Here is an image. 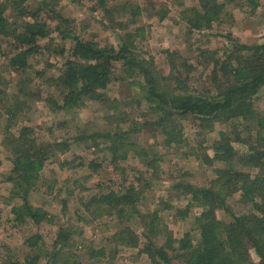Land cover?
I'll list each match as a JSON object with an SVG mask.
<instances>
[{"label":"trees","instance_id":"trees-1","mask_svg":"<svg viewBox=\"0 0 264 264\" xmlns=\"http://www.w3.org/2000/svg\"><path fill=\"white\" fill-rule=\"evenodd\" d=\"M26 1H0V36L7 40L8 45L5 52L0 43V55L10 52L8 65L24 78V72L30 65V56L39 54L42 50L65 53L64 48H55L56 44L51 36L52 29L48 19L57 21V34L63 40L70 39L72 46L70 54L64 58L62 70L52 78V89L46 90L45 100L51 109L71 112L80 109L88 100L108 102L104 90L111 81L115 62L121 61L127 76L142 77L143 81L138 82L137 86L155 116L150 122L151 136L160 135L161 143L168 147L186 144V155L194 156L214 172V177L207 185L179 179L171 187L176 192H171L170 195L187 199L182 218L191 206L201 208L200 213L194 216L191 226L197 231L196 241L190 232L192 229L184 232L180 238L172 237L171 232L165 230L163 241L156 243L154 237L160 231L159 211H139L142 190L133 183L118 189L108 188L85 198L80 196V207L77 206L79 208L74 211L76 219L89 223L94 218L107 214L113 216L119 225L105 240L110 251L106 252L104 246L97 251L102 257L110 255V261L105 264H113L111 261L117 246L138 247L141 237L145 239L141 249L147 253L151 264H264V112L256 111L254 106V100L264 86V42L245 44L227 33L225 38L230 48L224 50L222 56H215L214 59V55L202 50L199 53L202 59L200 64L204 65L203 62L208 61L211 56L214 60L208 74L209 86L201 89L189 81L193 66L184 59L179 62L176 51L167 54V72L159 68L152 56L137 54L135 32L127 28L139 15L146 12L139 4L95 0L109 21H115V13L125 12L126 20L116 22L121 32L116 34V43L113 44L100 43L77 33L75 26H69L70 20L55 9L59 0H40L35 7L25 5ZM195 1L192 6H183L178 13L188 34L210 29L214 22H220L224 18L228 6L248 4L252 10L258 6V0ZM150 6L151 16L155 15L159 20L168 13L167 8L156 7L154 2ZM8 9L14 11L15 18H8ZM114 25L112 24L113 27ZM45 39L47 41L42 43ZM26 80L28 78L19 80L21 83L18 84L16 93L9 88L13 98L5 106L8 118L3 145L11 157V169L6 180L12 184L10 199L17 200L12 203L11 200L4 199V203L10 206L13 221L39 225L51 220L52 217L43 208L30 201V193L36 187L45 163L57 158L58 152L64 153L78 140H92L88 146L98 147L96 139H104L106 146L100 150L110 155L114 163L117 159H126L131 150L135 156H140L139 159L145 166L151 168V176L159 178L158 153L138 146L133 140L132 134L139 128H130L132 134L126 130L90 131L86 135L80 134L54 142L39 140L35 128L27 124L19 126L16 133L11 132L9 126L15 124L14 119L18 115L19 92L27 97L34 94L30 98L32 100L38 96L33 88L27 87ZM10 84L8 83L9 87ZM0 91L4 93L3 90ZM53 92H57L61 101L56 99ZM183 120H192L206 132L212 130L216 122L230 123L236 120L237 123L232 124L230 130L219 131V138L209 147H194L182 133ZM233 142L244 144L246 150L239 152ZM208 149H211L212 154L208 153ZM92 163L91 161L90 165L93 169L99 166ZM141 178L140 173L137 179ZM148 185L149 182L145 181L142 189ZM97 187L101 188V185L97 184ZM235 194H238L239 202L246 207L239 213L229 205V199ZM61 202V209L65 212L68 199H62ZM163 207L172 206L164 203ZM219 211L228 219L224 220L219 216ZM146 217H149V228L137 232L133 225L138 224L134 221L144 220ZM82 234L81 227L78 226L59 228L54 238V251L44 253L38 244L42 239L40 232L31 233L25 239L30 251L22 261L14 260L9 264H50V257L64 252L66 248L72 247L73 250L74 245L80 244L76 237ZM251 250L258 258L256 261L251 257ZM41 254L47 258L43 263H39ZM63 254L68 262L72 258L70 264H81L78 255L71 257L66 252ZM57 257L53 259L56 260Z\"/></svg>","mask_w":264,"mask_h":264},{"label":"rangeland","instance_id":"rangeland-1","mask_svg":"<svg viewBox=\"0 0 264 264\" xmlns=\"http://www.w3.org/2000/svg\"><path fill=\"white\" fill-rule=\"evenodd\" d=\"M38 1L40 0H27L25 5L35 7ZM122 1L139 4L146 10L127 28L129 31L135 32L134 44L137 54L145 57L152 56L159 68L167 72V54L176 51L175 55L179 58V62L184 59L193 66L189 81L192 84H197L201 89L209 86L208 74L215 56H222L223 51L230 48L225 34L231 33L237 41L245 44L264 42V0H258V6L254 10L248 4L228 6V11L220 22H214L210 29L191 34L186 32L185 24L178 18V13L183 6L195 4V0H116V2ZM151 2H154L156 7L168 9V13L163 19L159 20L157 16H151L149 9ZM55 9L60 10L70 20L69 26H75L77 33L100 43L115 44L116 34L121 32L117 23L121 22V19L126 20L127 18L125 12L119 11L114 14L115 21H109L104 17L95 0H59ZM14 14V11L7 10L10 20L15 18ZM48 24L52 29L51 36L54 38L55 48H64L65 53L42 50L39 54L29 57L30 65L24 72V78H28L26 80L27 87L33 88L34 93H38V96L32 100L30 98L34 94L27 97L19 92L17 119H14L16 122L9 126V130L16 133L19 126L27 124L35 128L39 140L54 142L80 134L86 135L90 131L126 130L132 134L130 128L135 130L139 128L137 132H133V140L138 146L158 153L160 156L158 161L159 178L151 176V168L145 166L139 159L140 156H135L131 150L128 151L129 155L126 159H117L118 161L114 163L111 161L110 155L100 150L106 146L104 139H96L98 147L88 146L92 140H78L70 145L64 153L58 152L57 158L50 159L45 163L38 183L30 193V201L43 208L52 217H50L51 220L39 225L19 224L13 221L10 206L4 203V199L11 200L12 203L17 200L16 198V200L10 199L9 192L12 184L6 180L11 169V157L3 145L4 130L8 118L5 106L13 98L9 93V88L16 93L18 84L21 83L19 80L24 78H21L23 75L16 73L8 65L7 58L10 52L0 55V90L4 91V93L0 91V264H9L14 260L22 261L30 251L25 244V239L34 232H40L42 236L38 244L44 253L53 252L57 230L69 225L81 227L83 234L76 237L77 243L80 242V244L74 245L73 250H71L72 247L66 248L64 252L71 257L74 254L78 255L81 264H105L110 261V255L106 254L102 257L98 255L97 251L103 246L106 247V252L110 251L105 240L119 226L117 220L111 215L103 214L89 223H84L76 219L74 211L80 207V196L85 198L90 194L108 188L118 189L129 183H133L142 190V198L138 204L139 211L142 213H149L156 209L159 211L160 231L154 237L156 243L160 244L163 241L165 230L171 232L172 237L180 238L184 232L192 229L194 216L200 213L201 208L191 206L186 212V216L182 218V210L187 199L175 198L170 195L171 192H176L171 188L172 184L182 179L197 185H207L209 180L214 177L212 168L201 164L194 156L186 155L188 153L186 144L168 147L161 143L160 135L151 136L150 122L155 116L149 110L142 91L137 86L138 82L143 81L142 77L127 76L121 61L115 62L111 81L104 90L108 96V102L88 100L80 109L71 112L51 109L45 100L46 90L52 89V78L62 70L64 58L70 54L72 41L59 37L55 30L57 24L55 19H48ZM112 24H115L114 27ZM46 41L47 39L42 40V43ZM0 43L6 52L8 50L7 40L0 36ZM202 50L214 55V59L211 56L208 61L203 62L204 65L200 64L202 59L199 57ZM8 83H11L10 87ZM53 93L57 97L55 98L61 101L57 92ZM137 100L140 102L137 103ZM254 106L256 111L264 112V86L259 90L254 100ZM235 123H237L236 120L230 123L216 122L212 130L206 132L198 124L196 126L192 120H183L181 128L190 145L209 147L214 140L219 138V131L230 130L232 124ZM134 125L136 127H133ZM233 145L239 152L246 150V146L242 143L233 142ZM207 151L212 154L211 149ZM91 161L92 164H99V166L93 169L90 165ZM140 173L142 178L137 179ZM145 181L149 182V185L142 189ZM97 184H100L101 188H98ZM65 198L68 199V205L67 210L63 212L61 200ZM229 200L233 211L239 213L244 211V208L246 209L245 205L239 202L238 194ZM164 203L171 204L172 207L164 208ZM218 214L224 220L228 219L222 211H219ZM138 220L134 221L138 225H133L137 232L149 228L147 225L149 217ZM190 232L196 241L197 231L192 229ZM144 240L141 237L138 247L117 246L111 262L113 264H151V259L141 249ZM64 252L56 255L58 256L56 260L53 259L56 256L50 257V264H70L72 258L68 262ZM251 257L254 261L258 259L252 250ZM45 260H47L46 256L41 254L39 263H43Z\"/></svg>","mask_w":264,"mask_h":264}]
</instances>
